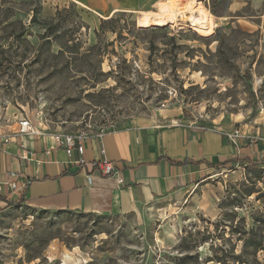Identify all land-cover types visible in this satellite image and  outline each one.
I'll return each instance as SVG.
<instances>
[{"label": "rangeland", "instance_id": "rangeland-1", "mask_svg": "<svg viewBox=\"0 0 264 264\" xmlns=\"http://www.w3.org/2000/svg\"><path fill=\"white\" fill-rule=\"evenodd\" d=\"M229 2L211 3L213 15L229 16ZM262 14L264 0H249L214 27L174 18L142 28L128 13L0 0V142L22 118L35 135L89 140L153 125L218 133L263 161ZM45 21L56 26L49 38ZM201 181L132 215L14 207L0 216V264H264L236 233L263 226L264 168L233 163Z\"/></svg>", "mask_w": 264, "mask_h": 264}, {"label": "crops", "instance_id": "crops-1", "mask_svg": "<svg viewBox=\"0 0 264 264\" xmlns=\"http://www.w3.org/2000/svg\"><path fill=\"white\" fill-rule=\"evenodd\" d=\"M248 1L230 0L229 16L213 15L211 3L215 0H62V3H73L101 17L135 15L140 26L143 15L154 17L164 7L170 8L179 22L190 16L219 20L241 12ZM254 20L263 25L264 14ZM102 149L104 156L100 154ZM245 158L256 160L250 148L241 142L233 145L221 134L160 130L153 125L89 140L83 155L76 150L71 157L57 146L54 137L42 133L20 137L14 133L8 143L0 142V175L14 173L18 188L0 186V216L14 208L8 203L15 204L22 198L26 199L23 206L49 213L105 217L139 214L157 203L183 194L190 196L209 172ZM82 160L85 164H80ZM103 160L112 163L116 176L101 177L95 170ZM169 160L194 163L174 166ZM88 176L93 177L92 185H88ZM119 178L124 180L123 185L119 184Z\"/></svg>", "mask_w": 264, "mask_h": 264}, {"label": "built area", "instance_id": "built-area-1", "mask_svg": "<svg viewBox=\"0 0 264 264\" xmlns=\"http://www.w3.org/2000/svg\"><path fill=\"white\" fill-rule=\"evenodd\" d=\"M18 130L15 133V135H18L20 137H27V136H31V135H35L36 133L32 130V123L28 118H22L19 122H18ZM239 133H235L234 137L236 138ZM105 135H100L97 136L96 139L100 140L104 137ZM55 138V142L57 144V146L63 150L66 151L67 155L69 157H71L74 153V151H78L81 155H83L84 153V145L86 144L87 141H89V139H86L84 136H80V137H75L73 135H58ZM10 140V137H8L7 139H5V143H8ZM100 154L102 156L105 155V151L104 149H102L100 151ZM80 164H85V161L82 160L80 162ZM95 170L98 171L101 175V177H113L116 176L117 172L115 170V167L112 165L111 162L107 161V160H103L102 162H100L99 164H97L95 166ZM7 178V180H6ZM87 182L88 185H92L93 183V177L92 176H88L87 178ZM9 185L11 188H13L14 190H17L18 188V184H17V178L16 175L14 173H11L10 176L7 175H0V186L2 185ZM119 184H124V180L122 178H119Z\"/></svg>", "mask_w": 264, "mask_h": 264}, {"label": "trees", "instance_id": "trees-1", "mask_svg": "<svg viewBox=\"0 0 264 264\" xmlns=\"http://www.w3.org/2000/svg\"><path fill=\"white\" fill-rule=\"evenodd\" d=\"M33 22H36V20L34 18H33ZM45 25H47L45 35L49 38V36L51 34H53L54 31L56 30V26L51 25L49 23V21H45ZM145 31H147V29L143 30V32H145ZM169 162L174 166H188V165H191L194 163L193 161H190V160L178 161V162H172L169 160ZM202 163L203 162H199L198 164H202ZM237 163L246 164L249 166H253L255 168H264V160L263 161H252L248 158H245V159L238 160ZM207 164L209 166L213 167L212 164H209V163H207ZM259 173H260V171H259ZM254 193L255 192L249 193L248 196L250 197ZM25 203H26V199L22 198L17 203H15V204L8 203V205L14 206V207H22ZM261 229H264V221H263V226L253 227L248 232L246 230L236 231V233L240 236H242V235L249 236V238L246 240L245 246H246V249L250 248L253 251V253L251 254L253 257H256L260 251L264 250V243L262 240H260ZM235 259H237V261L234 264H252L247 257L242 256V255L235 256ZM257 264H260V263H257Z\"/></svg>", "mask_w": 264, "mask_h": 264}, {"label": "bare ground", "instance_id": "bare-ground-1", "mask_svg": "<svg viewBox=\"0 0 264 264\" xmlns=\"http://www.w3.org/2000/svg\"><path fill=\"white\" fill-rule=\"evenodd\" d=\"M170 10V8H169ZM167 10V7L162 8V13L159 15H156L154 17L148 15H143V19L140 20V27L146 28L149 27L150 25H157V26H164L167 25L170 21L174 19V15L172 10ZM207 19V20H206ZM210 19V20H209ZM202 20H206V22H201ZM187 23H189L192 26L197 27L198 25L204 27L206 24H211V26L214 27V24H212V19L208 16L204 19H197L196 17L190 16L186 20ZM201 27V28H202Z\"/></svg>", "mask_w": 264, "mask_h": 264}]
</instances>
